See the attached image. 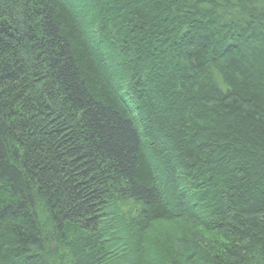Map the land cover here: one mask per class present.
Listing matches in <instances>:
<instances>
[{
  "label": "trees",
  "instance_id": "trees-1",
  "mask_svg": "<svg viewBox=\"0 0 264 264\" xmlns=\"http://www.w3.org/2000/svg\"><path fill=\"white\" fill-rule=\"evenodd\" d=\"M177 222L161 264H264V0H0V264Z\"/></svg>",
  "mask_w": 264,
  "mask_h": 264
},
{
  "label": "rangeland",
  "instance_id": "rangeland-1",
  "mask_svg": "<svg viewBox=\"0 0 264 264\" xmlns=\"http://www.w3.org/2000/svg\"><path fill=\"white\" fill-rule=\"evenodd\" d=\"M133 205L131 204H127L125 206L122 207V212L123 213H128L129 215L132 214V216L130 218L135 219L136 215H135V208H132ZM186 224L181 223V222H177V223H160V224H156L153 228V230H149L147 232V235L144 236L145 234H143L141 237H143V241L142 239L138 238V237H131V241L128 239H125V244L126 247L125 249H131L128 253H123V257L126 258L124 261H127L128 264L130 262H133V264H152L155 262V264H161V257L159 255H163L164 253L161 251V248L159 247L160 242L158 240L162 239V235L166 236V233L168 234L169 237L174 236L175 238H177L179 236V234L182 235V228H184ZM132 236H135V234L132 232ZM199 236V235H198ZM203 236V233H202ZM160 237V239H159ZM200 237V236H199ZM208 241L213 242V237H207ZM149 240L153 241L154 246L153 248H151L152 245H147V243H149ZM143 245V247H139L138 250V254H142V256L140 257H135L134 255V249H133V244L135 245H140V242ZM152 243V244H153ZM133 249V252H132ZM112 254L108 255V264H113L112 263ZM116 264V263H115ZM180 264H191L189 261L182 259L180 261Z\"/></svg>",
  "mask_w": 264,
  "mask_h": 264
}]
</instances>
